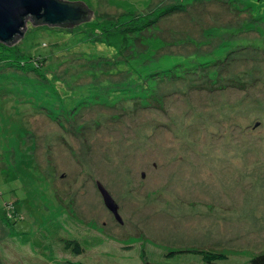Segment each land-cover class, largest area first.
I'll use <instances>...</instances> for the list:
<instances>
[{
  "label": "rangeland",
  "instance_id": "1",
  "mask_svg": "<svg viewBox=\"0 0 264 264\" xmlns=\"http://www.w3.org/2000/svg\"><path fill=\"white\" fill-rule=\"evenodd\" d=\"M81 1L0 44V264H254L264 0Z\"/></svg>",
  "mask_w": 264,
  "mask_h": 264
},
{
  "label": "water",
  "instance_id": "2",
  "mask_svg": "<svg viewBox=\"0 0 264 264\" xmlns=\"http://www.w3.org/2000/svg\"><path fill=\"white\" fill-rule=\"evenodd\" d=\"M91 16V9L81 0H0V40L6 43L16 40L28 17L33 23L44 21L48 24L73 25ZM97 185L104 205L120 220L118 205L100 182Z\"/></svg>",
  "mask_w": 264,
  "mask_h": 264
},
{
  "label": "trees",
  "instance_id": "3",
  "mask_svg": "<svg viewBox=\"0 0 264 264\" xmlns=\"http://www.w3.org/2000/svg\"><path fill=\"white\" fill-rule=\"evenodd\" d=\"M72 1H74V0H72ZM177 6H179L178 3H173V4L161 6V9L158 10L157 15H160L163 12L166 13L167 10H173V8L176 9V8H178ZM86 7H88V5H86ZM93 20H94V18H93V15H92L90 18H87V20L86 19H82V20L76 21V23L74 22L75 24H73V25H67V24L61 25L59 23H53V24L57 25L58 27H62L65 30V29H71V27H74L77 24H82V23H86V24L87 23H91L92 24ZM42 23H44V21L35 22V24H42ZM132 27H134V25ZM132 27H127V28H132ZM23 30H24V28H23ZM18 39H19V37L16 40H14L13 42H11V43H9V42L6 43V42H3V41H0V44L2 46H4V45L5 46H8V45L12 46V45H14V43ZM2 58H5V57H0V59H2ZM37 62L39 63V62H41V60L39 59V60H37ZM63 245H64V247H66L68 249H71V251L75 252V253H80L81 250H82L81 249L82 246L80 245V242L75 240V239L65 238L63 240ZM191 252H193L194 254L198 255L199 257H201L206 262H211L212 259L223 258L225 256L224 252L216 251V250H212V251L211 250H205V249H201V248L200 249H191ZM252 261H253L254 264H263L264 263V251L259 252L257 255H255V257L252 258Z\"/></svg>",
  "mask_w": 264,
  "mask_h": 264
}]
</instances>
